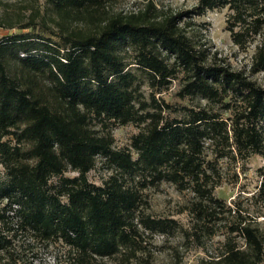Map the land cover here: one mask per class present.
I'll list each match as a JSON object with an SVG mask.
<instances>
[{
    "label": "trees",
    "instance_id": "trees-1",
    "mask_svg": "<svg viewBox=\"0 0 264 264\" xmlns=\"http://www.w3.org/2000/svg\"><path fill=\"white\" fill-rule=\"evenodd\" d=\"M115 1L0 2L17 6L0 13V264H33L38 246L59 243L71 264H154L155 234L180 236L168 264H184L183 249L205 253L196 264H264L263 168L251 195H215L264 158V0L130 12ZM221 11L228 57L193 20ZM175 82L186 104L157 97ZM129 124L137 132L116 148L113 128ZM98 161L110 173L95 185ZM162 183L184 197L186 228L149 213L146 191Z\"/></svg>",
    "mask_w": 264,
    "mask_h": 264
},
{
    "label": "rangeland",
    "instance_id": "rangeland-1",
    "mask_svg": "<svg viewBox=\"0 0 264 264\" xmlns=\"http://www.w3.org/2000/svg\"><path fill=\"white\" fill-rule=\"evenodd\" d=\"M22 0H2V2H7L6 4H19ZM153 1L159 8H168L171 10H184L190 9L196 2V0H116L112 4L114 12H130L135 11L140 8L145 2ZM42 4V0H40ZM17 6H11L5 8L0 5V13L3 9L16 10ZM198 26L204 30L203 35L205 36L208 44L217 50L222 56H230L234 51L229 33L225 30V11L221 12H208L202 17H197L193 19ZM4 35V31L0 30V37ZM233 66H238L243 61V56H240L236 61L233 55L230 58ZM257 80L264 84V72L257 76ZM144 91L147 93V88L143 87ZM177 90V83H173L169 91L163 92L160 98H163L165 102L169 104L179 105L186 104V102L179 100L175 96ZM137 132V128L131 124L125 126L114 127L112 130L113 138L115 141L114 146L116 148H125L129 145L130 138L133 134ZM98 161L96 168L89 172L87 177L90 182L95 185H99L100 181L105 178L110 171L104 169V166L100 165ZM248 170L245 174L240 176V184L236 186L228 185L224 183L221 187L215 190V195L222 198L227 203L237 196L241 190V186H244L246 192L245 195L249 196L255 192L256 186L259 184L260 177L258 175V169L263 168L264 170V158L260 156H253L247 163ZM3 168L0 165V179L2 178ZM68 177L76 176V173L69 172L66 174ZM147 195L150 197L151 210L149 213L154 217H165L172 216L171 218L176 219L180 225L187 227L189 224V218L187 214L176 215L175 211L177 209V203L183 201V196H181L174 186L167 183H162L158 189L146 191ZM186 196V194H185ZM5 202V201H4ZM3 202V203H4ZM2 203V204H3ZM1 204V205H2ZM15 223V222H13ZM27 235V234H26ZM20 238L22 241H32V237L29 234ZM146 239L151 240L147 245L153 256L154 264H168L172 259L173 248L180 244V236H175L174 238L166 239L165 237L155 234L152 239L146 236ZM222 241V236L214 237L208 244L207 247L209 251H213L218 243ZM185 259L184 264H196L197 258L205 257V253L202 250H184ZM36 258L33 264H71L69 261V251L62 244H56L50 246L47 250L43 246H38L36 250ZM141 254V253H140ZM27 264V263H26ZM95 264H121L110 258L97 259ZM135 264V263H132ZM137 264V263H136Z\"/></svg>",
    "mask_w": 264,
    "mask_h": 264
}]
</instances>
